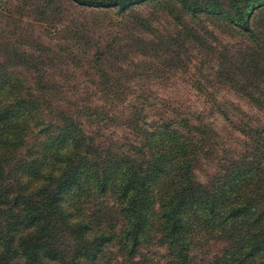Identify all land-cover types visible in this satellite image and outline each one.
Instances as JSON below:
<instances>
[{
    "label": "trees",
    "instance_id": "obj_1",
    "mask_svg": "<svg viewBox=\"0 0 264 264\" xmlns=\"http://www.w3.org/2000/svg\"><path fill=\"white\" fill-rule=\"evenodd\" d=\"M143 3L174 31L156 36ZM203 21L240 41L208 42ZM126 25L142 33L139 49L108 33ZM191 50L210 70L192 86L236 147L138 88L147 74L187 72ZM128 52L147 61L123 59L124 70ZM68 66L91 87L68 83ZM221 88L264 114V0H0V264H264V122L218 100ZM85 121L127 133L104 142ZM202 161L213 164L204 182Z\"/></svg>",
    "mask_w": 264,
    "mask_h": 264
},
{
    "label": "rangeland",
    "instance_id": "obj_2",
    "mask_svg": "<svg viewBox=\"0 0 264 264\" xmlns=\"http://www.w3.org/2000/svg\"><path fill=\"white\" fill-rule=\"evenodd\" d=\"M136 11L140 12L143 16H145L152 25V28L154 30V33L156 36H159L160 38H164L169 33H172L174 31V25L169 17H167L163 12L155 10L154 7L148 5L147 3L140 4L136 6ZM74 15L77 14L79 16H82L81 18H86L91 21H99L101 20V15H96L89 13L87 10H79L74 9L71 11ZM77 18V17H75ZM81 20V19H80ZM198 29L201 31V27L206 30L208 33H212V36L207 39L208 42L211 43H219L221 45H230L231 43H238L240 41V38L238 35L233 31H221L220 28H216L213 24L207 21H203L202 23L197 22V25H195ZM110 29L108 33L112 35V38H114L116 41H120L122 45L125 46V50L130 49H139V39L140 37L143 38L142 33H139V30L132 26H125V30L118 33L116 30ZM105 31L103 30L102 33ZM34 33L36 35H40L43 37V41L53 42L48 40L43 34L42 30L39 27H35ZM149 37V36H146ZM109 36L105 38L106 40H103L104 42H110ZM150 40H154V36L150 38ZM190 48V47H189ZM191 55L193 58L192 65L189 64L188 71H177V72H169L165 74L164 78L158 79L154 78L153 74H147L144 77H141L139 80H137L141 88L142 93L148 96V101L151 103H154V97L155 102H162L168 107H173V109L184 112V113H197L201 114L203 119L205 121H208L211 123V126L213 129L217 132L222 142L225 143V147L233 148L236 147L237 142L239 141L238 134L231 129V127L228 125L227 122L223 120V118L216 113L213 108L210 109V105L207 103V101L204 99V97L198 93L195 88L192 86L193 78L201 80L205 79L208 74L210 73V70L208 68V58L204 57L201 53H198L197 51L191 50ZM85 58L79 59L80 65L82 69L87 68V59ZM125 63H128L129 61L134 62L136 64L141 65V62L147 61L146 59L140 58L139 56H132L130 52L126 53L122 58H120V61L118 64L124 69L129 70L130 68L125 65ZM147 63V62H146ZM154 65V61H150ZM149 63V64H150ZM87 64V65H86ZM108 64V63H107ZM106 64V65H107ZM69 68V66H68ZM79 69L81 68H75L71 70V77L67 78L68 83L70 84H79L80 86H87L91 87L92 77L85 74V72L82 73ZM131 75V72H128ZM200 73L201 75H198ZM54 79L62 83L65 78H62L60 76L55 75ZM134 78L130 77L128 78L127 82H130ZM93 83V82H92ZM203 83V82H201ZM204 84V83H203ZM132 85V84H131ZM136 89V88H135ZM141 93V92H140ZM79 98H82L79 96ZM216 98L218 100H225L228 102L234 103L237 107H239L243 112L246 114L256 117L260 119L262 122H264V114L257 112L253 107L249 106L244 99L240 98L238 95L234 94L232 91L227 89H220L216 93ZM83 99V98H82ZM87 99V98H85ZM130 99V97H129ZM89 100V99H88ZM95 103H100L97 100H94ZM84 130L91 135H94L96 132L99 135L100 140L104 142L108 141H114V142H120L123 140V138L126 136V131L121 129L118 126H115L114 124L110 123V121H105V124L101 123L99 125L84 122ZM213 172V164L210 162L202 161L199 165V167L195 170L196 178L204 182L206 179V175ZM158 264H161V261L157 262Z\"/></svg>",
    "mask_w": 264,
    "mask_h": 264
}]
</instances>
